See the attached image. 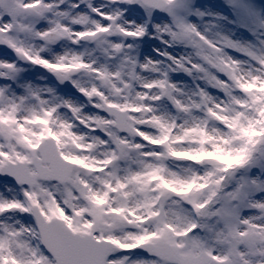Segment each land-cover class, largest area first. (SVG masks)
<instances>
[{"label": "snow or ice", "instance_id": "6c2138e0", "mask_svg": "<svg viewBox=\"0 0 264 264\" xmlns=\"http://www.w3.org/2000/svg\"><path fill=\"white\" fill-rule=\"evenodd\" d=\"M0 49V264H264V0H0Z\"/></svg>", "mask_w": 264, "mask_h": 264}, {"label": "rangeland", "instance_id": "374dc122", "mask_svg": "<svg viewBox=\"0 0 264 264\" xmlns=\"http://www.w3.org/2000/svg\"><path fill=\"white\" fill-rule=\"evenodd\" d=\"M213 2H215V0H213ZM258 2H260V0H258ZM11 59L12 58V54L9 52H4L2 49H0V59ZM43 71V70H40Z\"/></svg>", "mask_w": 264, "mask_h": 264}]
</instances>
